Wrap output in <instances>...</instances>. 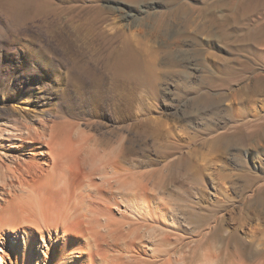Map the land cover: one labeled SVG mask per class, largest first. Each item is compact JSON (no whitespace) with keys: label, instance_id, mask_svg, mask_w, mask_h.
<instances>
[{"label":"rangeland","instance_id":"obj_1","mask_svg":"<svg viewBox=\"0 0 264 264\" xmlns=\"http://www.w3.org/2000/svg\"><path fill=\"white\" fill-rule=\"evenodd\" d=\"M263 38L264 0H0V139L13 120L45 119L112 153L125 136L138 172L186 155L196 171L173 182L188 191L175 195V264L205 262L214 222L198 223L214 211L264 264V139L238 133L264 123ZM216 245L214 264H239L237 245Z\"/></svg>","mask_w":264,"mask_h":264},{"label":"bare ground","instance_id":"obj_2","mask_svg":"<svg viewBox=\"0 0 264 264\" xmlns=\"http://www.w3.org/2000/svg\"><path fill=\"white\" fill-rule=\"evenodd\" d=\"M13 121L0 139V264H175L172 234L183 223L174 201L187 189L173 182L195 176L192 159L182 154L162 168L138 172L143 163L128 161L123 135L112 153L90 144L91 136L82 143L61 123ZM239 126L245 129L238 133L249 138L245 143L264 139V123ZM215 146L213 152L220 150ZM178 147L167 146V155ZM185 195L183 205L189 207ZM254 200L263 207L264 192ZM202 218L199 227L214 222L199 241L202 246L213 239L212 246L203 248L202 264L220 257L214 248L221 241L238 246L239 264H253L244 254L252 243L235 230L221 232L224 217L214 211ZM240 218L232 217L239 226L252 219L246 214ZM181 257L180 264L186 255Z\"/></svg>","mask_w":264,"mask_h":264}]
</instances>
